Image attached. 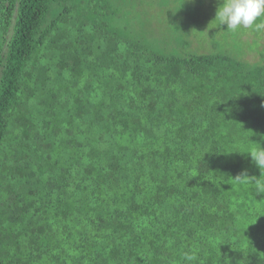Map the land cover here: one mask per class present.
Instances as JSON below:
<instances>
[{"label":"trees","instance_id":"1","mask_svg":"<svg viewBox=\"0 0 264 264\" xmlns=\"http://www.w3.org/2000/svg\"><path fill=\"white\" fill-rule=\"evenodd\" d=\"M134 1L0 0V264H264V51Z\"/></svg>","mask_w":264,"mask_h":264},{"label":"rangeland","instance_id":"2","mask_svg":"<svg viewBox=\"0 0 264 264\" xmlns=\"http://www.w3.org/2000/svg\"><path fill=\"white\" fill-rule=\"evenodd\" d=\"M134 2L136 16L132 15L131 18L138 19L136 26L138 32L146 39L162 42L175 40L180 45L181 41H186V38L192 35L188 40L190 50L205 52L206 48H214L218 45L249 61L256 62L261 59L259 52L264 51V17L258 18L253 27L231 32L226 31V25L222 28L217 27L218 22L215 21V17L219 0H135ZM120 14L126 16L127 21L131 20L124 10ZM168 17L174 20L172 24L167 21ZM213 31H216L215 37L211 39L207 34Z\"/></svg>","mask_w":264,"mask_h":264},{"label":"clouds","instance_id":"3","mask_svg":"<svg viewBox=\"0 0 264 264\" xmlns=\"http://www.w3.org/2000/svg\"><path fill=\"white\" fill-rule=\"evenodd\" d=\"M260 17H264V0H219L215 21L218 22L217 27L222 28L226 25V31L235 32L240 28L253 27ZM248 154L258 168H264V148L261 145L259 149ZM257 183L259 186L256 191L264 193V181H261L259 177L254 182V184ZM193 259L191 255L186 256L189 262Z\"/></svg>","mask_w":264,"mask_h":264}]
</instances>
